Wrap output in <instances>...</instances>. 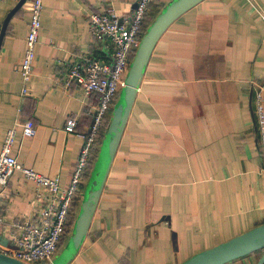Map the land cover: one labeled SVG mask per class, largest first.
Masks as SVG:
<instances>
[{"label":"crops","instance_id":"obj_1","mask_svg":"<svg viewBox=\"0 0 264 264\" xmlns=\"http://www.w3.org/2000/svg\"><path fill=\"white\" fill-rule=\"evenodd\" d=\"M19 1H0L1 27ZM171 1H151L146 31ZM135 8L136 0H45L26 94L19 67L30 0L15 11L0 47V150L9 127L32 119L34 137L17 133L18 161L70 184L83 140L66 132V122L74 117L77 132L88 130L100 95L67 86L68 71L80 54L103 63L112 58L108 42L92 38V12L124 16ZM261 89L264 97V0H201L185 11L150 56L86 236L66 253L91 174L54 260L39 264H181L263 224ZM49 201L45 190L14 170L0 213L9 222L35 220ZM257 261L252 254L226 264Z\"/></svg>","mask_w":264,"mask_h":264},{"label":"built area","instance_id":"obj_2","mask_svg":"<svg viewBox=\"0 0 264 264\" xmlns=\"http://www.w3.org/2000/svg\"><path fill=\"white\" fill-rule=\"evenodd\" d=\"M1 1V0H0ZM152 0H136L134 12L118 16L108 10L92 12L89 17L90 31L95 42H108L112 49L110 62L103 63L89 54H80V61L68 71L66 85L78 84L87 95L97 93L100 101L94 107L93 121L88 130L77 132L76 119L68 118L65 130L76 133L83 140L81 154L69 185L63 186L58 176L50 177L32 167L23 166L17 159L14 146L18 131L25 138L37 133L35 122L26 119L9 127L0 150V205L2 194L14 170H21L25 177L49 194L50 201L35 218L7 221L0 213V233L9 239L8 245L0 243V253L28 262H52L59 243L66 233V225L73 204L82 193L83 171L88 165L101 129L108 114L113 110L121 90L126 86L130 64L145 34L146 17ZM45 0H30V24L26 36V50L19 71L22 75L23 94L36 61L39 34L42 28V12ZM1 29V25H0ZM257 125L264 151V97L262 89L256 94Z\"/></svg>","mask_w":264,"mask_h":264},{"label":"water","instance_id":"obj_3","mask_svg":"<svg viewBox=\"0 0 264 264\" xmlns=\"http://www.w3.org/2000/svg\"><path fill=\"white\" fill-rule=\"evenodd\" d=\"M26 1L27 0H20L17 6L12 9L5 18L0 29V47L12 15L22 7ZM200 1L201 0H173L169 2L145 32L140 46L130 64L126 86L121 90L114 105L110 123L105 132L97 160L84 192V200L81 205L82 212L76 220L74 232L68 242L66 253L75 251L86 236L92 212L104 189L146 66L158 40L180 15ZM0 243L5 246L9 244V239L2 236L1 233ZM260 249H263V254L255 264H264V223L212 248L203 250L181 264H226ZM0 263L27 264L3 253H0Z\"/></svg>","mask_w":264,"mask_h":264},{"label":"trees","instance_id":"obj_4","mask_svg":"<svg viewBox=\"0 0 264 264\" xmlns=\"http://www.w3.org/2000/svg\"><path fill=\"white\" fill-rule=\"evenodd\" d=\"M144 29H145V31H146V27H144ZM100 99H101V96H100ZM115 103H116V102H115ZM108 125H109V120L107 119L106 124L104 125V127H103V128L101 129V131H100V134H99V136H98V139H97L96 144L100 143L101 140L104 138V135H105V132H106V130H107ZM95 146H96V145H95ZM94 149H95V147H94ZM94 149H93V151H94ZM92 156H93V155H92ZM93 160H94V157H91V159H90L88 165H87L86 168L84 169V171H83V179H85L87 176H89V175L91 174V171H92L93 166H94V162H93ZM81 189L83 190V185H81ZM77 207H78V205H77L76 203H74V204H73V207H72V210H71V212H70V214H69V217H68V222H67V225H66V233H65V234L63 235V237H62V239H61V241H60V243H59L58 249H59V247H60V245H61V243H62L64 237L69 233L71 227H72V226L74 225V223H75V220H76L75 212H76V210H77ZM252 254L257 255V257H258V259H259V258L261 257V255L263 254V249L256 250V251L252 252V253L249 254V255H252ZM249 255H246V256H249ZM243 257H245V256H243ZM240 258H242V257H240ZM238 259H239V258H238ZM235 260H236V259H235Z\"/></svg>","mask_w":264,"mask_h":264},{"label":"rangeland","instance_id":"obj_5","mask_svg":"<svg viewBox=\"0 0 264 264\" xmlns=\"http://www.w3.org/2000/svg\"><path fill=\"white\" fill-rule=\"evenodd\" d=\"M110 120H111V119H109V123H110ZM254 258H256V257H254ZM254 258H253V259H254ZM28 264H37V263H34V262H28ZM38 264H39V263H38Z\"/></svg>","mask_w":264,"mask_h":264}]
</instances>
